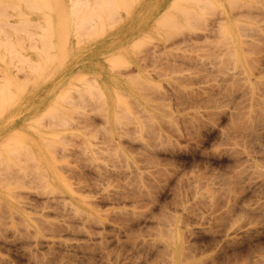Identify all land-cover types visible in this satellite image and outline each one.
I'll list each match as a JSON object with an SVG mask.
<instances>
[{
  "label": "rangeland",
  "instance_id": "374dc122",
  "mask_svg": "<svg viewBox=\"0 0 264 264\" xmlns=\"http://www.w3.org/2000/svg\"><path fill=\"white\" fill-rule=\"evenodd\" d=\"M23 1L0 20L52 17L40 53L0 24V264H264V0H120L91 33L95 0Z\"/></svg>",
  "mask_w": 264,
  "mask_h": 264
},
{
  "label": "bare ground",
  "instance_id": "6f19581e",
  "mask_svg": "<svg viewBox=\"0 0 264 264\" xmlns=\"http://www.w3.org/2000/svg\"><path fill=\"white\" fill-rule=\"evenodd\" d=\"M22 1H23V0H22ZM24 1H25V3H26V0H24ZM24 1H23L22 3H24ZM41 1H42V0H40V2H41ZM43 1H45V0H43ZM47 1H48V0H47ZM72 1H73V3H70L71 6H72L71 9H70L71 11L69 10V13L71 12V13H70L71 16H73V15L75 16V15H77V14L79 13V12H77V11H79V10H77V7L81 8L84 4L86 5L87 2H88V1H85V3H84V1L81 0V2H82V1H83V2H82L81 5H80V1H79V0H78V1H77V0H72ZM93 1H94V0H93ZM93 1L91 0V2H93ZM97 1H98V0H97ZM101 1L103 2L104 0H101ZM121 1H122V0H121ZM121 1H120V0H119V1H116V0H115V1H111V2H109L108 0H105V2H107V3L104 2L105 5H103V7H104L103 9L106 8L107 11L104 10V11H105V17H103V16H102V12H101V15H100L99 12H98V10H95L96 8H99V10L102 9V8H101V5L98 4V3H100V1L96 2V0H95V2H93L94 4L92 3L93 5H95V7L92 6L93 8H89L90 10H89L88 8H87L88 10L86 9L87 12H86V10L84 11V12L87 13L86 16H88V12H89L90 14H94V18L92 19V17H91V18H90V17H86L85 14L83 15L84 12L81 11V9H80V12H81V13L83 12V13H82V15H78V16H79V17H80V16H81V17L83 16V17H86V18H83V17H82V18H83V19H82V22H79V20L81 21V19L78 18V22H79V23L76 22L77 19L75 18L76 21H75L74 23L81 24V26L83 27V29H85L84 27H87V28H86L87 31L89 30V32H90V29H91L92 27L94 28V27H95L94 25L97 26V25L99 24V22H100V24H99V28H100L99 31H101L102 27H103L106 23H107V25L104 26L103 28H105V27H109V26H110V25L108 26L110 19H111L112 22H114L115 18H117V16L119 15V14H118V15H115V14H116L115 12H117L118 9H119L120 11H122L121 8H122L123 4H122ZM125 1H127V0H124V2H125ZM30 2H32V3H34V4L37 3V1L35 2V1H33V0L30 1ZM68 2H70V1H68ZM102 2H101V3H102ZM118 2H119V3H118ZM0 3H1V2H0ZM2 3H3V2H2ZM2 3H1V4H2ZM25 3H24V5H26ZM28 3H29V1H28ZM41 3H42V2H41ZM41 3H40V4H41ZM43 3H44V4H42V6H44L45 3H47V2L45 1V2H43ZM89 3H90V2H89ZM101 3H100V4H101ZM127 3H128V1H127ZM127 3H125V4H127ZM4 4H6V3L4 2ZM7 4H8V2H7ZM34 4H31V8H30V9H32V10H37V9L39 8V6H38V5L35 6ZM48 4H49V3H48ZM72 4H73V5H72ZM82 4H83V5H82ZM128 4H129V3H128ZM2 5H3V4H2ZM2 5H1V6H2ZM11 5H12V4H11ZM75 5H76L77 7H75ZM85 5H84V8L87 7V6H85ZM88 5L91 6V4H88ZM120 5H122L121 8H120ZM131 5H132V4L130 3L129 7H131ZM13 6H15V5H13ZM13 6H11V8H12ZM42 6H41V7H42ZM96 6H97V7H96ZM99 6H100V7H99ZM124 6H125V5H124ZM124 6H123V9H124ZM127 6H128V5H127ZM3 7H5V6H3ZM3 7H0V9H2ZM8 7H9V6H8ZM16 7H17V8H16ZM16 7H15V8L13 7L11 10L13 11V9H15V10L17 9V11L19 12V14L21 13V14H20L21 17H22V15H24V16L26 15V14H22V13H23V12H21V10L23 9L22 7H19L18 5H17ZM25 7H26V6H25ZM28 7H30V6L28 5ZM37 7H38V8H37ZM69 7H70V6H69ZM129 7H128V8H129ZM5 8H7V7H5ZM9 8H10V7H9ZM21 8H22V9H21ZM36 8H37V9H36ZM47 8H48V5H47L46 8H45L46 13H47V11H48ZM84 8H83V9H84ZM126 8H127V7H126ZM28 9H29V8H28ZM49 9H50V7H49ZM75 9H76L77 11H74ZM83 9H82V10H83ZM91 10H92V12H90ZM37 11H38V10H37ZM42 11H43V9H42ZM49 11H52V10L50 9ZM120 11H118V13H119ZM3 12H4V11H3ZM113 12H114L115 14H113ZM124 12H125V11H124ZM1 13H2V12H0V14H1ZM4 13H5L6 15H8V18H12V16H13V17L16 16L15 14H8V13H6V12H4ZM97 13H98V14H97ZM103 13H104V12H103ZM111 13H112V14H111ZM79 14H80V13H79ZM3 15H4V14H2V15H0V16H3ZM11 15H12V16H11ZM17 15H18V14H17ZM99 15H100V16H99ZM20 16H16V18H18V17H20ZM24 16H23V17H24ZM26 16H27V15H26ZM26 16H25V17H26ZM71 16H70V17H71ZM90 16H91V15H90ZM96 16H97V18H96ZM101 16L103 17V20L101 19V18H102ZM115 16H116V17H115ZM4 17H5V16H3V19H4ZM25 17H24V18H25ZM44 17L47 19V20H46V19L44 20V21H45L44 24H45V25H46V24H47V25L49 24V25L46 26V27H50V25H51V20H48V18L52 17V15H50V14H46V15H45V13H44V15H42V18H44ZM0 18H1V17H0ZM24 18H22V20H21V19L19 20V18H18L17 20H19V21H18V22L13 21V23H6L7 20L4 21V22H3L2 20H0V22L2 21V22L4 23V24H3V23L1 22L0 24H2V25H1L2 27L6 26L7 28H10L11 30H13V32H14V29H15V28H19V29H20V28H22V27L24 28V30L22 31V30L20 29L19 31L24 32V31H25V28H26L27 26H28V28H30L32 31H33L34 29H38V30H39L38 32H40V31L43 30V28H44V27H43L44 24H42V23H40V22L37 21V20L41 21V20H43V19H36V18H35L36 21H34V20H33V22H32V21H28V22H31V23H27V20H28V19L25 18L26 20H23ZM95 18H96L97 20H98V18H100L99 22H98V21L96 22V21H95V20H96ZM105 18L109 19V21H107L106 23H105V20H107V19H105ZM118 18H119V17H118ZM222 18H223V17H222ZM6 19H7V18H6ZM72 19H73V18H72ZM94 19H95V20H94ZM113 19H114V20H113ZM115 21H116V20H115ZM14 22H15V23H14ZM42 22H43V21H42ZM97 23H98V24H97ZM77 24H75L76 27H77ZM73 25H74V24H73ZM25 26H26V27H25ZM75 26H74V27H75ZM81 26H80V27H81ZM89 26H90V27L92 26V27L90 28ZM46 27H45V29H46ZM76 27H75V28H76ZM78 27H79V26H78ZM97 27H98V26H97ZM13 28H14V29H13ZM41 28H42V30H41ZM89 28H90V29H89ZM0 29H1V27H0ZM78 29H79V28H78ZM81 29H82V28H81ZM86 29H85V30H86ZM225 29H226V28H225ZM225 29H224V30H225ZM17 30H18V29H17ZM17 30H16V32H17V34H18L19 31H17ZM76 30H77V29H76ZM104 30H105V29H104ZM1 31H2V30H1ZM34 31H37V30H34ZM44 31H45V30H43L42 32H44ZM46 31H48V30H46ZM46 31H45V33H46ZM50 31H51V30H50ZM87 31H86V32H87ZM92 31H94V30L92 29ZM97 31H98V29H97ZM99 31H98V34H97V35H99ZM3 32H4V31H3ZM21 32H20V33H21ZM27 32H28V33H35V36L37 35V37H36L37 39H34V38H33L34 35H33V34H30V38L33 39L34 42L27 41V45H29L28 47H30L32 44H34V45H32V47H34V46L37 47L38 50H37V49H36V50L39 51L38 53H40V49L42 48L41 41H43V39H45L44 36H45V37L48 36V38H49V35H44V36H43V33H42V32H41V33H36V32H29V31H25V32H24V33H25L24 35H26ZM72 32H73V31H72ZM79 32H80V31H79ZM45 33H44V34H45ZM47 33H48V32H47ZM90 33H91V32H90ZM95 33H96V31H95ZM5 34L7 35V33H5ZM13 34H14V33H13ZM17 34L15 33L16 36H18ZM48 34H49V33H48ZM80 34H81V33H80ZM84 34H86V33H84ZM84 34H83V35H84ZM92 34H93V33H92ZM32 35H33V36H32ZM51 35H52V34H51ZM73 35L75 36V33H74ZM76 35H78V33H77ZM88 35H89V34H88ZM102 35H103V33H102ZM13 36H14V35H13ZM16 36H15L14 38H16ZM27 36H29V34H27ZM31 36H32V37H31ZM52 36H53V35H52ZM74 36H73V37H74ZM78 36H80V35H78ZM94 36H96V34H94ZM7 37H8V35H7ZM7 37H6V38H7ZM9 37H11V35H10ZM9 37H8V38H9ZM38 37H43V38L39 39ZM50 37H51V36H50ZM90 37H91V36H90ZM97 37H98V36H97ZM97 37H96V38H97ZM1 38H2V37H1ZM3 38H5V37H3ZM27 38H28V37H27ZM30 38H29V40H31ZM75 38H76V37H75ZM88 38H89V36H88ZM9 39H10V38H9ZM19 39H21V37H19ZM19 39H18V40H19ZM22 39H23V38H22ZM22 39H21V40H22ZM91 39H92V38H91ZM21 40H19V41H21ZM25 40H26V39H25ZM46 40H48V39H45L44 41L46 42ZM3 41H7V40L4 39ZM9 41H10V40H9ZM16 41H17V40H16ZM75 41H76V40H75ZM17 42H18V41H17ZM22 42L24 43V40H22ZM22 42H21V43H22ZM29 42H30V43H29ZM9 43H10V44H8V41H7V43H6V45L8 44V50H10V49L12 48V46H13V48L11 49L12 51H8V50H7V52H10V53H8V54H11V53L13 52L12 55H13V54H14V55L17 54V56L19 55V56H20L19 58H21L20 60H24V59H26V61H27V59H30V58H31L30 60H32V59H34V57H35L36 60H37V57H38V56L36 57V55H35V56H32V54H30V53H23V52H20V50L24 51L23 49H21V48H23V45L21 46V44H20L21 47H20V46L18 47L19 44L17 43V44H18V45H17L16 42L14 43L13 41H10ZM43 43H44V42H43ZM131 43H132V42H131ZM131 43H130V44H131ZM1 44L3 45V44H5V43H2V42H1ZM11 44H12V45H11ZM46 44H48V43H46ZM46 44H45V45H46ZM49 44H51V41H49ZM55 44H56V43H55ZM74 44H75V43H74ZM15 45H16V47H18V49H19V48H20V49H19V50H18V49H15ZM36 45H38V46H36ZM51 45H52V44H51ZM9 46H11V47H9ZM40 46H41V47H40ZM43 46H44V45H43ZM155 46H156V45H155ZM2 47H3V46H2ZM39 47H40V48H39ZM49 47H52V46H49ZM49 47H48V49H49ZM3 48H4V47H3ZM155 48H156V47H155ZM14 49H15V50H14ZM25 49H26V48H25ZM32 49H34V48H32ZM32 49H31V50H32ZM42 49H43V48H42ZM51 49H52V48H51ZM157 49H158V48H157ZM26 50H27V49H26ZM29 50H30V49H29ZM44 50H45V49H44ZM153 50H154V48L152 49V51H153ZM159 50H160V49H159ZM159 50H158V52H159ZM149 51H150V50H149ZM154 51H155V50H154ZM46 52H47V51H46ZM61 52H62V51H61ZM61 52H60V53H61ZM150 52H151V51H150ZM150 52H149V53H150ZM156 52H157V50H156ZM158 52H157V53H158ZM41 53H42V51H41ZM47 53H48V52H47ZM162 53H163V52H162ZM110 54H112V52H111ZM150 54H151V53H150ZM153 54H154V53H153ZM153 54H152V55H153ZM165 54H166V53H165ZM38 55H39V54H38ZM44 55H46V54H43V55H42V56L45 58ZM51 55H53L52 52H51ZM146 55H147V54H146ZM156 55H158V56L160 57L159 54H156ZM17 56H16V57H17ZM47 56H48V54H47ZM107 56H108V55H107ZM149 56H150V55H149ZM149 56H148V57H149ZM154 56H155V55H154ZM10 57H11V55H7V54L0 55V62L4 63V60H5L6 58H9V60H10ZM48 57H49V56H48ZM105 57H106V56H105ZM244 57H245V56H244ZM39 58H40V57H39ZM49 58H51V60H53L54 57L52 58V56H51V57H49ZM152 58H154V57H152ZM155 58H156V57H155ZM173 58H174V57H173ZM176 58L178 59V57H176ZM176 58H175V59H176ZM180 58H181V57H180ZM183 58H184V57H183ZM13 59H14V58H13ZM47 59H48V58H47ZM145 59H146V57L144 58V60H145ZM156 59H157V58H156ZM18 60H19V59H17V61H14V62H16V64H17ZM38 60H39V59H38ZM60 60H61V58H60ZM159 60H160V59H159ZM172 60H174V59L171 58V61H172ZM46 61H48V60H45L44 62H46ZM55 61H56V60H55ZM21 62H22V61H21ZM21 62H20V63H21ZM24 62H25V61H24ZM32 62H33V61H32ZM35 62H36V61H35ZM176 62H177V61H176ZM176 62L174 61V62H172V63H176ZM8 63H9V62L7 61L6 64L8 65ZM46 63H47V62H46ZM165 63H166V62H165ZM200 63H201V62H200ZM21 64H23V63H21ZM26 64H28V63H26ZM29 64H30V62H29ZM34 64H37V63H34ZM31 65H32V64H31ZM139 65H140V64H139ZM20 66H23V65H20ZM20 66H19V67H20ZM144 66H145V65H144ZM14 67H15V64H14ZM25 67H26V66H25ZM155 67H156V66H155ZM157 67H158V66H157ZM160 67H161V66H160ZM10 68H11V67H10ZM12 68H13V66H12ZM16 68H17V67H16ZM21 68H22V67H21ZM37 68H38V67H37ZM37 68H36V70L38 71ZM40 68H41V67H40ZM17 69H18V68H17ZM17 69H16V70H17ZM31 69H33V68H31ZM34 69H35V68H34ZM10 70H11V69H10ZM17 71H18V70H17ZM21 71H22V70H21ZM41 71H42V70H41ZM126 71H127V70H126ZM34 72H35V70H34ZM119 72H120V71H119ZM121 72H122V71H121ZM2 73H3V72H2ZM15 73H17V72H15ZM18 73H19V72H18ZM18 73H17V74H18ZM127 73H128V72H127ZM129 73H130V72H129ZM19 74H20V73H19ZM19 74H18V75H19ZM21 74H22V72H21ZM25 74H26V73H25ZM25 74H24V75H25ZM119 74H120V73H119ZM39 75H40V74H39ZM121 75H122V74H121ZM2 76H3L2 78H4V75H3V74H2ZM25 76H26V75H25ZM27 76H28V75H27ZM30 76H31V74H30ZM30 76H29V77H30ZM37 76H38V75H37ZM81 76H83V75H81ZM0 77H1V76H0ZM33 77H34V76H33ZM17 78H18V77H17ZM30 78H31V77H30ZM70 78H72V77H70ZM78 78L80 79V77H78ZM78 78H76V80H77ZM22 79H23V78H22ZM3 80H4V79H3ZM5 81H7V79H5ZM5 81H4L3 83H5ZM19 81H20V79H19ZM24 81H25V80H24ZM1 83H2V82H1ZM7 83H8V82H7ZM25 83H26V82H25ZM94 85H95V84H94ZM8 86H9V85H8ZM8 86H7V87H8ZM96 86H97V85H96ZM94 87H95V86H94ZM1 88H2V86H1ZM96 88H99V87L97 86ZM22 89H23V88H22ZM92 89L94 90L95 88L92 87ZM96 90H98V89H96ZM2 91H3V90H2ZM7 92H8V94H9L10 91H9V90H8V91L6 90V91H5V94H7ZM3 93H4V92H3ZM1 94H2V93H1ZM11 95H12V94H11ZM14 96H15V95H14ZM253 97H254V96H253ZM81 118H82V117H81ZM84 118H85V117H84ZM89 120H90V119H89ZM81 121H82V120H81ZM238 122H239V121H238ZM53 123H54V122H53ZM53 123L49 121V122H48V126H46V127L49 128V126L51 127L52 125H54V126L57 125L56 122H55L54 124H53ZM82 123H83V122H82ZM51 124H52V125H51ZM55 124H56V125H55ZM84 124H85V123H84ZM239 125H240V124H239ZM244 125H246V124H244ZM54 126H53V127H54ZM251 126H252V125H251ZM249 128H250V127H249ZM242 129H243V128H242ZM237 130H238V129H237ZM250 130H251V129H250ZM43 133H44V132H43ZM54 133H55V132H54ZM46 134H47V132H46ZM48 134H49V133H48ZM44 135H45V134H44ZM52 135H53V134H52ZM52 135H51V133H50V137H51ZM54 137H55V134H54ZM237 152L239 153V151H237ZM247 153H248V152H247ZM67 155H68V154H67ZM251 155H252V154H251ZM231 156H232V155H231ZM151 158H152V157H151ZM243 159H244V158H243ZM233 160H234V159H233ZM239 160H240V159H239ZM158 163H159V162H158ZM152 164H153V163H152ZM227 164H228V163H227ZM126 165H127V164H126ZM233 166H234V165H233ZM243 166H244V165H243ZM227 167H228V166H227ZM254 167H255V166H254ZM130 169H131V168H130ZM244 169H245V167H244ZM236 170H237V169H236ZM135 171H136V170H135ZM237 171H238V170H237ZM240 171H241V170H240ZM256 172H258V171H256ZM259 172H260V171H259ZM137 174H138V173H137ZM141 174H142V173H141ZM151 176H152V175H151ZM220 178H221V177H220ZM232 178H233V177H232ZM149 179H150V177H149ZM153 179H154V178H153ZM145 180H146V178H145ZM150 181H151V180H150ZM156 181H157V180H156ZM219 181H220V180H219ZM223 181H224V180H223ZM225 181H226V180H225ZM230 181H231V180H230ZM262 181H263V180H262ZM146 182H147V180H146ZM263 182H264V181H263ZM260 183H261V182H260ZM144 184H145V183H144ZM221 184H222V183H221ZM239 184H240V183H239ZM224 185H225V184H224ZM235 185H236V184H235ZM197 186H199V185H197ZM255 187H256V185H255ZM256 188H257V187H256ZM256 188H255V189H256ZM255 189H254V190H255ZM147 190H148V189H147ZM243 191H244V190H243ZM259 193H260V192H259ZM200 196H201V195H200ZM234 196H235V195H234ZM249 196H250V195H249ZM256 196H257V195H256ZM211 197H212V196H211ZM236 197H237V196H236ZM245 197H246V195H245ZM213 198H214V197H213ZM241 199H242V198H241ZM245 199H246V198H245ZM256 199H258V198H256ZM256 199H255V200H256ZM249 200H251V199H249ZM58 201H59V200H58ZM235 202H236V200H235ZM242 203H244V202H242ZM254 203H255V202H254ZM244 205H245V204H244ZM235 207H236V206H235ZM248 207H249V206H248ZM256 207H257V206H256ZM241 208H242V207H241ZM248 209H249V208H248ZM250 209H251V208H250ZM258 209H259V207H258ZM239 210H240V209H239ZM242 210H244V209H242ZM251 210H252V209H251ZM256 210H257V208H256ZM232 212H233V211H232ZM252 212H253V211H252ZM193 213H194V212H193ZM227 213H228V212H227ZM227 213H226V214H227ZM243 213H244V212H243ZM231 214H232V213H231ZM235 214H236V213H235ZM246 214H247V213H246ZM258 215H259V214H258ZM227 216H228V214H227ZM233 216H234V215H233ZM241 216H242V215H241ZM248 217H249V216H248ZM251 217H252V216H251ZM215 219H216V218H215ZM228 219H229V218H228ZM184 221H185V220H184ZM170 227H171V225H170ZM171 229H172V228H171ZM171 232H172V231H171ZM210 238H211V236H210ZM200 243H201V242H200ZM214 243H215V242H214ZM211 244H212V243H211ZM211 244H210V245H211ZM205 245H207V244L205 243ZM208 245H209V244H208ZM208 245H207V246H208ZM248 245H251V244H248ZM200 246H201V245H200ZM207 246H206V247H207ZM191 247H192V246H191ZM193 247H194V246H193ZM193 247H192V248H193ZM204 247H205V246H204ZM246 247H247V246H246ZM189 248H190V246H189ZM248 248H249V246L247 247V249H248ZM261 248H262V247H261ZM190 249H191V248H190ZM198 249H199V247H198ZM231 249H232V248H231ZM249 249H250V248H249ZM194 250H195V249H194ZM233 250L235 251V248H234ZM236 250L238 251V249H236ZM189 251H190V250H189ZM195 251H196V250H195ZM237 251H235V253H237ZM244 251H246V250H244ZM247 252H248V251H247ZM251 252H252V251H251ZM223 253H224V252H223ZM233 253H234V252H233ZM238 253H240V251H239ZM248 253H249V252H248ZM249 254H250V253H249ZM249 254H247V255H249ZM220 255H221V254H220ZM263 255H264V254H263ZM226 256H227V255H226ZM241 256H243V255H241ZM249 256H250V255H249ZM171 257H172V259H174L173 256H171ZM194 257H195V256H194ZM219 257H220V256H219ZM233 258H234V256H233ZM242 259H243V257H242ZM222 260H223V259H222ZM256 260H257V259H256ZM169 261L172 262V261H174V260H169ZM229 261H230V260H229ZM3 262H4V261H3ZM202 262H203V261H202ZM212 262H213V261H212ZM174 263H175V262H174ZM226 263H227V262H226ZM170 264H171V263H170ZM202 264H203V263H202ZM211 264H212V263H211ZM213 264H214V263H213ZM217 264H218V263H217ZM249 264H250V263H249ZM258 264H260V263H258Z\"/></svg>",
  "mask_w": 264,
  "mask_h": 264
}]
</instances>
